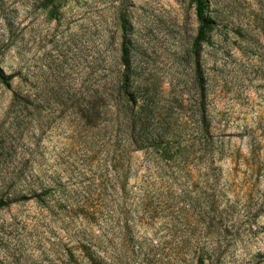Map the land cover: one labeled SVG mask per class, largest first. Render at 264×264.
<instances>
[{
  "label": "trees",
  "instance_id": "1",
  "mask_svg": "<svg viewBox=\"0 0 264 264\" xmlns=\"http://www.w3.org/2000/svg\"><path fill=\"white\" fill-rule=\"evenodd\" d=\"M190 1L196 58L209 25L203 0ZM124 32L120 26L117 48L110 42L95 48L81 90L48 93L58 111L45 128L59 119L58 151L47 156L40 177L26 181L23 168L15 172L0 210L33 204L30 225L54 238L45 241L44 264H262L264 254L253 255L251 245L252 177L263 166V129L240 127L245 153L229 152L223 138L231 136L210 131L196 61L188 89L179 81L163 87L149 76L138 80ZM24 77L0 66L5 88ZM29 97L26 88L12 90L9 106L22 109ZM49 102L42 100L53 114ZM226 156L227 173L219 164ZM45 217L56 226L44 227Z\"/></svg>",
  "mask_w": 264,
  "mask_h": 264
},
{
  "label": "rangeland",
  "instance_id": "2",
  "mask_svg": "<svg viewBox=\"0 0 264 264\" xmlns=\"http://www.w3.org/2000/svg\"><path fill=\"white\" fill-rule=\"evenodd\" d=\"M202 15L209 28L194 58L190 46L198 21L190 0H0V66L5 74L25 76L9 88L0 84V197L12 189L19 168L26 181L40 177L61 141L58 118L45 128L58 111L48 93L62 86L69 93L81 90L95 48L108 42L117 48L120 26L138 80L149 76L163 87L179 81L188 89L196 61L210 131L230 135L228 142L223 138L224 148L244 154L245 140L236 137L240 127L264 131V0H203ZM19 87L31 100L22 109L9 106L11 91ZM45 99L53 114L44 108ZM258 141L264 145V137ZM135 156L138 162L140 155ZM260 160L261 173L252 177L253 255L264 254V150ZM219 164L227 173L230 158ZM36 213L31 202L0 210V264L45 263V241L54 238L44 239L43 226L30 225ZM43 220L46 228L56 226Z\"/></svg>",
  "mask_w": 264,
  "mask_h": 264
}]
</instances>
